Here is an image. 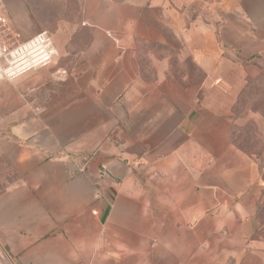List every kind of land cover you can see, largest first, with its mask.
I'll return each mask as SVG.
<instances>
[{
    "label": "crops",
    "instance_id": "0c3cea01",
    "mask_svg": "<svg viewBox=\"0 0 264 264\" xmlns=\"http://www.w3.org/2000/svg\"><path fill=\"white\" fill-rule=\"evenodd\" d=\"M0 1L57 50L0 83V264H264V0Z\"/></svg>",
    "mask_w": 264,
    "mask_h": 264
},
{
    "label": "built area",
    "instance_id": "2783aa9c",
    "mask_svg": "<svg viewBox=\"0 0 264 264\" xmlns=\"http://www.w3.org/2000/svg\"><path fill=\"white\" fill-rule=\"evenodd\" d=\"M10 33L9 20L0 13V83L14 81L53 64L57 50L46 32L22 42L15 41ZM103 174L107 175L108 171Z\"/></svg>",
    "mask_w": 264,
    "mask_h": 264
},
{
    "label": "rangeland",
    "instance_id": "374dc122",
    "mask_svg": "<svg viewBox=\"0 0 264 264\" xmlns=\"http://www.w3.org/2000/svg\"><path fill=\"white\" fill-rule=\"evenodd\" d=\"M18 3H20V6L23 7V3L21 4V1L18 0ZM0 4H2V1H0ZM2 11L5 10L2 9ZM9 36L14 37L12 33H10ZM46 68L50 69V72H53L52 74L54 75V66L49 65L43 69ZM47 75L49 76V79L52 83L54 81V87H52L51 90H54L56 92H63L64 89L60 87L59 84H57L56 80L51 78L49 74ZM241 97L242 98L235 110L237 113V117L240 116V119L232 122L230 125V129L232 130L233 135H235L237 139L240 140L241 144L245 148H262V141L256 139V136L254 134L258 132L259 126L258 124L249 120L248 113L250 110H257L264 113V75L251 81L250 84L242 91ZM261 126L263 127L264 123H262ZM254 153L261 154L258 151ZM256 220L258 223V229L256 230L254 237L261 238L264 241V202L258 205Z\"/></svg>",
    "mask_w": 264,
    "mask_h": 264
}]
</instances>
